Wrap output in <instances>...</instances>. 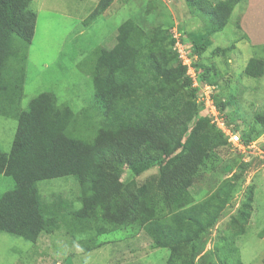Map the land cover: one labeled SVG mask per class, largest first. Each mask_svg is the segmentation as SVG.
I'll return each mask as SVG.
<instances>
[{"label":"trees","instance_id":"trees-1","mask_svg":"<svg viewBox=\"0 0 264 264\" xmlns=\"http://www.w3.org/2000/svg\"><path fill=\"white\" fill-rule=\"evenodd\" d=\"M213 1L187 0L193 10H199L206 36L220 31L234 8H243L247 0ZM110 2L101 0L89 22L97 20ZM30 4L31 0H0V115L17 121L10 153L0 151V174L15 185L0 196V233L31 244L42 234L58 230L75 239L86 234L79 243L85 251H92L103 245L92 244L93 238L130 223L152 240L153 249L169 251L165 264H196L201 252L198 243L221 218L231 192L221 185L197 204L189 193L208 153L227 138L198 104L197 89L186 67L177 61L175 68L166 69L150 56L137 60L147 43L136 45L142 32L129 19L118 27L115 46L100 48L91 66L92 110L99 116L95 134L88 133L83 124L85 113L81 116L68 107H57L47 93L36 96L22 111L27 50L36 21ZM259 49L264 52V46ZM85 62L90 64L84 60L80 65ZM193 66L198 80L207 83L197 64ZM243 73L247 78H260L264 60L250 58ZM154 84H161V89H152ZM166 85L178 90H166ZM156 91L160 95H154ZM263 124L264 115L257 114L247 134L239 135L241 144L250 146L258 139L264 133ZM119 164L135 176L154 166L158 174L126 190L113 176ZM61 178H73L79 184L78 208L60 197L51 201L41 197L38 183ZM251 202V198L244 200L231 222L238 232L222 245L220 264H242L233 244L250 217ZM238 223L243 227H237Z\"/></svg>","mask_w":264,"mask_h":264},{"label":"rangeland","instance_id":"rangeland-1","mask_svg":"<svg viewBox=\"0 0 264 264\" xmlns=\"http://www.w3.org/2000/svg\"><path fill=\"white\" fill-rule=\"evenodd\" d=\"M99 1L31 0L30 8L36 14V21L27 50L22 111L36 96L47 93L55 98L57 107H68L81 116L85 113L87 118L82 120L83 124L88 133L95 134L99 116L92 110V67L97 51L112 49L118 27L130 19L142 32L136 45L141 47L147 43L137 60L150 56L156 65H166V69L178 64L172 51V30L181 33L182 39L191 46L190 56L194 57L205 84L213 88L214 102L222 106L223 114L236 128L238 136L247 134L257 114L264 115V74L251 79L243 73L249 59L264 60V52L260 47L245 45L247 41L239 27L242 5L234 8L220 31L206 36L199 10H193L187 0H111L99 18L89 22L91 14L98 10ZM254 43L264 44V37ZM84 60L90 64L80 65ZM152 86L155 90L162 87L161 84ZM166 86V90H178ZM160 92L153 94L158 96ZM16 128L15 119L0 115V151L3 153H10ZM226 141L208 153L189 189L193 204L205 200L221 185L231 192L221 218L201 237L198 243L201 252L195 263L220 264L221 247L235 231L231 222L241 203L251 198L250 217L243 233L235 238L233 248L242 264H264V133L252 141L249 148ZM157 174L158 168L154 166L135 176L125 164H119L113 176L127 190L145 184ZM14 186L12 179L0 174V196L12 191ZM37 189L47 201L60 197L72 208L80 206V187L73 178L42 181ZM237 227L242 228L243 224L238 223ZM138 229L134 224L124 223L116 231L93 238L92 244L103 245L92 251H85L79 243L86 234L75 239L64 230H58L42 234L31 244L0 233V264H131L132 260H143L139 264H165L169 251L153 249L152 240ZM200 257L202 260L198 262Z\"/></svg>","mask_w":264,"mask_h":264},{"label":"built area","instance_id":"built-area-1","mask_svg":"<svg viewBox=\"0 0 264 264\" xmlns=\"http://www.w3.org/2000/svg\"><path fill=\"white\" fill-rule=\"evenodd\" d=\"M172 51L177 57L181 66L186 67V75L192 81V87L197 89V102L204 109V113L209 117L210 123L215 126L227 138L232 145L244 146L240 142L237 132L233 131V127L228 126L224 118L223 112L216 106L213 97V88L208 84H204L198 80L197 70L193 66L194 57L190 56L191 46L184 42L181 33L177 29L172 30ZM249 148V146H244Z\"/></svg>","mask_w":264,"mask_h":264},{"label":"crops","instance_id":"crops-1","mask_svg":"<svg viewBox=\"0 0 264 264\" xmlns=\"http://www.w3.org/2000/svg\"><path fill=\"white\" fill-rule=\"evenodd\" d=\"M239 13V27L243 32V35H245V37H243L247 41L245 42V45H252L251 47L264 46V44H262L263 42L253 44L254 40L260 42L262 37H264V0H247L245 6L242 8V11L239 10ZM140 261L132 260L130 263L139 264Z\"/></svg>","mask_w":264,"mask_h":264},{"label":"bare ground","instance_id":"bare-ground-1","mask_svg":"<svg viewBox=\"0 0 264 264\" xmlns=\"http://www.w3.org/2000/svg\"><path fill=\"white\" fill-rule=\"evenodd\" d=\"M100 2V1H99ZM81 23V22H80ZM225 116V115H224ZM210 125V124H209ZM212 126V125H211ZM217 130V129H216ZM222 135V134H221Z\"/></svg>","mask_w":264,"mask_h":264},{"label":"clouds","instance_id":"clouds-1","mask_svg":"<svg viewBox=\"0 0 264 264\" xmlns=\"http://www.w3.org/2000/svg\"><path fill=\"white\" fill-rule=\"evenodd\" d=\"M185 42V41H184Z\"/></svg>","mask_w":264,"mask_h":264}]
</instances>
